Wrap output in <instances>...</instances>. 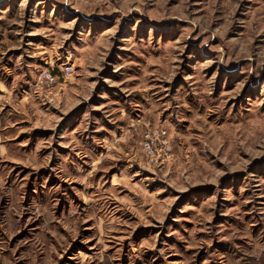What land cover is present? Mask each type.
Masks as SVG:
<instances>
[{"label":"rangeland","instance_id":"374dc122","mask_svg":"<svg viewBox=\"0 0 264 264\" xmlns=\"http://www.w3.org/2000/svg\"><path fill=\"white\" fill-rule=\"evenodd\" d=\"M0 264H264V0H0Z\"/></svg>","mask_w":264,"mask_h":264}]
</instances>
